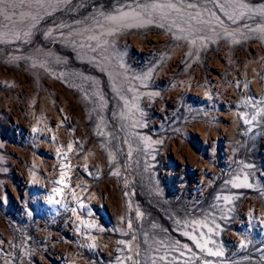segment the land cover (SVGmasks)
<instances>
[{"label": "rangeland", "instance_id": "obj_1", "mask_svg": "<svg viewBox=\"0 0 264 264\" xmlns=\"http://www.w3.org/2000/svg\"><path fill=\"white\" fill-rule=\"evenodd\" d=\"M0 264H264V0H0Z\"/></svg>", "mask_w": 264, "mask_h": 264}, {"label": "snow or ice", "instance_id": "obj_2", "mask_svg": "<svg viewBox=\"0 0 264 264\" xmlns=\"http://www.w3.org/2000/svg\"><path fill=\"white\" fill-rule=\"evenodd\" d=\"M215 255H219L220 253H214Z\"/></svg>", "mask_w": 264, "mask_h": 264}]
</instances>
